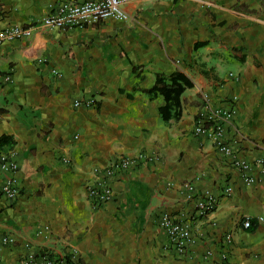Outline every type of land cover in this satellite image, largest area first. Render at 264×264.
<instances>
[{"label": "crops", "instance_id": "crops-1", "mask_svg": "<svg viewBox=\"0 0 264 264\" xmlns=\"http://www.w3.org/2000/svg\"><path fill=\"white\" fill-rule=\"evenodd\" d=\"M85 1L95 0H0V30L28 29L0 47V137L11 142L0 155L15 163L19 192L0 194V238H13L0 264H20L25 244L74 247L75 264H264V174L253 164L264 161L262 1L134 0L122 21L42 27L60 3ZM175 71L192 87L180 118L165 123L162 99L143 92ZM203 108L232 109L222 122L229 156L194 135ZM6 177L0 170V187ZM185 185L214 196V209L198 217ZM99 186L111 196L94 208L87 192ZM162 213L190 225L182 257L158 228Z\"/></svg>", "mask_w": 264, "mask_h": 264}, {"label": "built area", "instance_id": "built-area-1", "mask_svg": "<svg viewBox=\"0 0 264 264\" xmlns=\"http://www.w3.org/2000/svg\"><path fill=\"white\" fill-rule=\"evenodd\" d=\"M134 0H95L85 1L82 3L62 2L55 12L41 19V25L47 30H69L83 28L86 25L96 23L98 21L110 19L112 21H122L124 14L121 7L124 4ZM156 1V0H152ZM28 37V29L18 27H8L0 30V47L4 42L22 40ZM53 74H56L53 72ZM231 76V75H229ZM4 81H8V76H3ZM93 102L88 100L83 103L78 101L73 103L77 107L83 105L85 107L92 106ZM232 109L229 111L221 110H201L195 120L193 127L194 135H201L208 138L213 147L225 156L230 155V149L223 139L222 122L229 119ZM129 161H122L118 167L125 168ZM234 166L241 175V180L245 186H251L254 179L249 175L250 164L244 161H234ZM254 166L260 173L264 174V161L256 160ZM116 167V166H115ZM0 170L6 173L7 177L0 187V194L7 200H14L19 192L14 179L16 165L10 161V157L4 154L0 155ZM106 174H109L107 171ZM225 194L230 192V188L225 189ZM92 206L99 207L101 204L110 199V189L106 186L90 189L87 192ZM185 201H192L196 215L204 217L209 214L215 207L216 198L210 193L193 195L192 187L185 185L183 189ZM241 228L247 230L251 226V219L244 217L240 221ZM158 228L164 233L166 239L176 257H182L188 246L192 243V234L190 225L185 220H179L175 217L162 213L158 219ZM46 231V228H44ZM230 241V235L224 236V242ZM13 243V238L4 236L0 238V245L7 246ZM20 264H75L78 260V253L74 247L65 245L62 247H30L24 245ZM219 258L223 261L226 253L222 252Z\"/></svg>", "mask_w": 264, "mask_h": 264}, {"label": "trees", "instance_id": "trees-1", "mask_svg": "<svg viewBox=\"0 0 264 264\" xmlns=\"http://www.w3.org/2000/svg\"><path fill=\"white\" fill-rule=\"evenodd\" d=\"M264 4V0H261ZM192 87L190 80L181 72L175 71L169 75H156L153 85L143 93L149 98H161L162 105L158 108V114L163 122L176 121L181 115L180 96ZM5 137H0V146L10 145ZM255 227L251 221L250 230Z\"/></svg>", "mask_w": 264, "mask_h": 264}]
</instances>
